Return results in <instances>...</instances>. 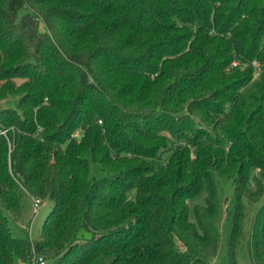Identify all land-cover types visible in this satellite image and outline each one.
I'll return each mask as SVG.
<instances>
[{
  "label": "trees",
  "instance_id": "16d2710c",
  "mask_svg": "<svg viewBox=\"0 0 264 264\" xmlns=\"http://www.w3.org/2000/svg\"><path fill=\"white\" fill-rule=\"evenodd\" d=\"M263 197L264 0H0V264H264Z\"/></svg>",
  "mask_w": 264,
  "mask_h": 264
},
{
  "label": "rangeland",
  "instance_id": "374dc122",
  "mask_svg": "<svg viewBox=\"0 0 264 264\" xmlns=\"http://www.w3.org/2000/svg\"><path fill=\"white\" fill-rule=\"evenodd\" d=\"M20 82V81H19ZM17 98L9 99L5 101L4 104L12 103L13 106L16 105ZM233 188L232 184L229 181L223 182V194L222 197L225 198L227 204L230 203L231 194ZM264 208V197L261 201L254 205H250L248 208V221H247V233L246 237L250 236V231L252 229V224L254 222L256 213H259ZM52 209V202L50 200H42L39 204L37 213H35L34 200L31 198L29 201L28 209L25 210L23 218L18 220L10 212H7L9 225L12 231L13 236L19 238L30 237L31 239L38 238L42 230L43 224ZM225 252V247L222 250V253ZM221 253V255H222ZM240 264H252L250 259L247 258L246 253L241 250L240 252ZM220 258L219 262L220 263ZM18 264V262H16Z\"/></svg>",
  "mask_w": 264,
  "mask_h": 264
},
{
  "label": "built area",
  "instance_id": "2783aa9c",
  "mask_svg": "<svg viewBox=\"0 0 264 264\" xmlns=\"http://www.w3.org/2000/svg\"><path fill=\"white\" fill-rule=\"evenodd\" d=\"M235 65L237 64V62L234 63ZM253 65L256 67V76H258L260 74L261 71V66L258 63L257 60L253 61ZM5 132V131H3ZM75 137H80L81 134L79 132H76L74 134ZM34 200V206H35V213H37L38 208H39V204L41 203V199L39 198H33ZM30 264H46V260L43 257H38L36 254L34 255L32 261L30 262Z\"/></svg>",
  "mask_w": 264,
  "mask_h": 264
}]
</instances>
